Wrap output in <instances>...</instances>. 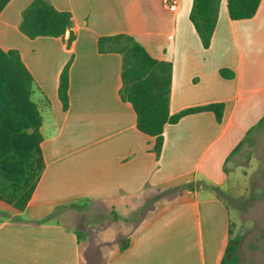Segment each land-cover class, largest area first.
Instances as JSON below:
<instances>
[{
    "label": "crops",
    "instance_id": "obj_1",
    "mask_svg": "<svg viewBox=\"0 0 264 264\" xmlns=\"http://www.w3.org/2000/svg\"><path fill=\"white\" fill-rule=\"evenodd\" d=\"M32 1L4 9L0 48L19 51L35 79L45 168L24 211L0 201V264H222L230 212L211 188L224 186L247 123L264 118V0L241 21L221 0L209 49L190 21L193 0L175 11L164 0H49L73 27L30 39L20 24ZM119 34L173 64L172 115L223 103L222 123L202 112L167 124L158 158L121 99V56L98 52L99 38ZM70 61L64 110L59 81Z\"/></svg>",
    "mask_w": 264,
    "mask_h": 264
},
{
    "label": "trees",
    "instance_id": "obj_2",
    "mask_svg": "<svg viewBox=\"0 0 264 264\" xmlns=\"http://www.w3.org/2000/svg\"><path fill=\"white\" fill-rule=\"evenodd\" d=\"M12 0H0V15ZM230 18L234 21L250 20L259 10L262 0H227ZM221 0H193L190 14L202 46L209 49L215 33ZM73 27L72 14L59 11L49 0H33L24 10L20 31L30 39L63 37ZM74 40L70 37L69 44ZM101 54H119L122 59L121 99L132 105L140 132L156 139L154 152L159 158L164 145V128L178 124L184 117L212 112L222 123L225 105L210 104L189 108L177 114L170 113L173 64L155 59L133 36L119 34L101 37L97 43ZM70 61L63 69L59 81V99L64 110L69 107ZM225 78L233 73L221 71ZM35 79L25 66L17 50L0 48V201L22 212L36 190L45 168L41 148L43 117L34 101ZM25 131V132H24ZM240 143L231 158L241 150ZM49 216L46 220L50 219ZM229 243L222 264L238 262L239 238Z\"/></svg>",
    "mask_w": 264,
    "mask_h": 264
},
{
    "label": "rangeland",
    "instance_id": "obj_3",
    "mask_svg": "<svg viewBox=\"0 0 264 264\" xmlns=\"http://www.w3.org/2000/svg\"><path fill=\"white\" fill-rule=\"evenodd\" d=\"M247 128L242 150L228 162L224 186L211 191L229 209L232 239H240L236 264H264V118Z\"/></svg>",
    "mask_w": 264,
    "mask_h": 264
},
{
    "label": "built area",
    "instance_id": "obj_4",
    "mask_svg": "<svg viewBox=\"0 0 264 264\" xmlns=\"http://www.w3.org/2000/svg\"><path fill=\"white\" fill-rule=\"evenodd\" d=\"M177 1L178 0H164V6L170 10V11H175L177 8Z\"/></svg>",
    "mask_w": 264,
    "mask_h": 264
},
{
    "label": "water",
    "instance_id": "obj_5",
    "mask_svg": "<svg viewBox=\"0 0 264 264\" xmlns=\"http://www.w3.org/2000/svg\"><path fill=\"white\" fill-rule=\"evenodd\" d=\"M25 132V131H24Z\"/></svg>",
    "mask_w": 264,
    "mask_h": 264
}]
</instances>
